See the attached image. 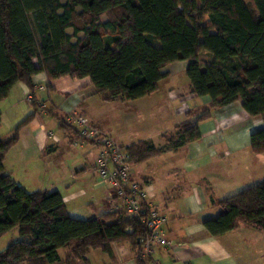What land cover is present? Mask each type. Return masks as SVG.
<instances>
[{"label": "trees", "instance_id": "16d2710c", "mask_svg": "<svg viewBox=\"0 0 264 264\" xmlns=\"http://www.w3.org/2000/svg\"><path fill=\"white\" fill-rule=\"evenodd\" d=\"M181 60L191 91L212 103L188 109L165 146H128L133 164L201 139V122L238 100L264 121V0H0V102L18 82L33 93L41 72L49 80L89 77L107 101L136 100L156 92L165 68ZM32 101L37 111L34 94ZM71 124L60 121L81 139ZM19 128L0 138V238L14 230L21 237L0 252V264H88L90 249L109 252L114 242H130L137 263L151 264L141 242L148 228L138 219L122 211L74 217L60 192H29L6 171ZM251 146L264 153V127ZM215 204L220 213L204 221L212 236L241 223L264 230V180Z\"/></svg>", "mask_w": 264, "mask_h": 264}, {"label": "crops", "instance_id": "0c3cea01", "mask_svg": "<svg viewBox=\"0 0 264 264\" xmlns=\"http://www.w3.org/2000/svg\"><path fill=\"white\" fill-rule=\"evenodd\" d=\"M187 68L186 60L169 64V76L156 92L131 101L104 100L89 77L49 80L41 72L34 76L33 93L26 83H16L0 102V138L12 137L20 127L5 158L6 171L29 192H60L74 217L106 212L98 210L108 194L95 170L101 146L61 128V119L72 123V115H83L125 147L140 141L163 147L166 137L187 120L188 109L212 103L209 96L191 91ZM29 93L38 102L37 111ZM263 127L264 121L251 116L238 100L214 109L201 122V139L134 164V179L150 188L154 207L169 217L165 231L174 243L155 246L151 264H264V230L241 223L212 236L204 225L220 213L215 201L264 180V153H255L251 146L252 132ZM140 131L145 134L137 139ZM60 254L65 257L67 249ZM87 260L138 264L130 242H114L109 252L90 249Z\"/></svg>", "mask_w": 264, "mask_h": 264}, {"label": "built area", "instance_id": "2783aa9c", "mask_svg": "<svg viewBox=\"0 0 264 264\" xmlns=\"http://www.w3.org/2000/svg\"><path fill=\"white\" fill-rule=\"evenodd\" d=\"M28 99H33L32 93L28 94ZM70 120L79 126L81 141H92L101 146L95 170L100 182L108 186L103 203L107 206L106 210L122 211L125 216L138 219L147 226L148 234L141 239L145 257L152 256L155 246H174L165 231L169 217L154 207L150 200V188L134 179V164L128 148L83 115L74 114Z\"/></svg>", "mask_w": 264, "mask_h": 264}, {"label": "rangeland", "instance_id": "374dc122", "mask_svg": "<svg viewBox=\"0 0 264 264\" xmlns=\"http://www.w3.org/2000/svg\"><path fill=\"white\" fill-rule=\"evenodd\" d=\"M69 33H73V30H69ZM80 36H82V34H80ZM76 41V39H74ZM207 58V57H206ZM80 115V114H79ZM71 121V120H70ZM72 122V121H71ZM92 123V122H91ZM176 128V127H175ZM175 130V129H174ZM141 132V131H140ZM143 134H145L144 132L138 133V138H142V136H144ZM141 136V137H140ZM84 198V197H82ZM107 206L102 205L101 208H98L99 211H107L106 210ZM20 234L17 230L10 232V234L5 235L4 237L0 238V252L3 251L4 249H6L10 244L20 240Z\"/></svg>", "mask_w": 264, "mask_h": 264}]
</instances>
